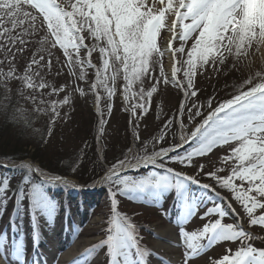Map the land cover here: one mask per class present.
<instances>
[{
    "label": "snow or ice",
    "instance_id": "snow-or-ice-1",
    "mask_svg": "<svg viewBox=\"0 0 264 264\" xmlns=\"http://www.w3.org/2000/svg\"><path fill=\"white\" fill-rule=\"evenodd\" d=\"M58 50H62L63 59L55 55ZM94 53L98 64L93 62ZM166 54L168 72L163 63ZM258 56L264 57V0H0V87L5 92L0 107L9 99V82L21 81L23 88L40 93L39 99L28 97L35 111H50L47 135L51 136V127L60 116L58 109L69 104L76 91L81 96L91 93L102 135L106 119L101 104L111 115L116 81H123V110L129 113L134 140L142 147L138 152L127 148L101 177L110 186L112 213L107 235L82 256L99 248L105 250L106 264H147L151 251L142 246L138 226L118 210L117 197L143 198L147 204L158 205L168 194L178 206L174 222L178 242L185 249L181 264H195V258L218 242H239V246L234 251L225 249L220 258L209 257L208 264H264V247L252 243L260 237L243 223L247 218L249 228L264 227V70L233 84L232 92L220 100L212 95L201 102L203 89L196 83L197 74L205 75L208 68L218 75L229 61L235 70L250 65ZM21 62L22 72L18 71ZM65 69L73 77L72 84L56 87L47 81L49 74L59 77ZM89 69L95 78L85 92L75 81L85 80ZM145 81H150L147 90ZM162 84L179 89L183 100L178 116L166 120L152 137L149 153L147 143L140 140L139 121L148 114L151 98ZM68 88L72 91L62 100L42 98L45 89H50L49 96H58ZM185 112L188 125L193 126L190 132L183 121ZM177 119L180 143L157 150L156 145L166 139ZM44 139L42 136V142ZM185 145L190 147L185 150ZM224 146L228 150L219 157L221 166L217 167L210 154ZM165 159L194 172L168 167ZM149 165L164 171L154 170L138 178L123 175L126 169ZM14 167L24 175L15 188L11 177L0 179V219L8 216L9 226L19 231L17 218L23 215L26 203L35 242L42 219L52 226L59 206L48 186H75L32 162ZM203 178L210 183H204ZM222 192L230 195L229 206L235 202L242 210L237 223L224 222L229 211L214 199H225ZM163 214L167 215V209ZM197 216L203 223L189 228ZM0 259L4 264H27L24 242L0 231ZM72 264L80 262L74 259ZM83 264H88L87 260Z\"/></svg>",
    "mask_w": 264,
    "mask_h": 264
},
{
    "label": "rangeland",
    "instance_id": "rangeland-1",
    "mask_svg": "<svg viewBox=\"0 0 264 264\" xmlns=\"http://www.w3.org/2000/svg\"><path fill=\"white\" fill-rule=\"evenodd\" d=\"M164 35H167V33L165 32ZM190 44L191 41H189V46ZM55 55L63 59L62 50L56 51ZM93 62L97 64L99 63L98 55L95 53L93 55ZM168 62L169 58L166 54L163 58L166 72L169 71L170 64ZM260 70H264V57L259 56L255 57L254 62H252L250 65H246L235 70L231 68V61H229L228 65L225 66L218 75L213 71L212 68H208L205 75L197 74V86L203 89V92L199 96V100L201 102H204L208 96L212 95L216 97V100L218 98H221L222 96L227 97L228 93L232 92L233 84L242 82L244 78H247L249 75L254 74L256 71ZM18 71H23V62L18 65ZM94 78V72L89 69L86 79L75 81V83L79 84L81 88L85 89V92H88L89 86ZM47 81L52 83L56 87H60L61 85L72 84L73 77L70 76L68 74V70L65 69L59 77H56L54 72L52 74H49L47 76ZM122 84V79H118L116 81L117 91L116 95L112 98L111 101V115L107 114L108 110L106 105L104 103L101 104V108L105 112L106 119V125H104L105 131H103L102 135H100L99 133L97 134V130H95L96 127L99 126L100 117L94 104L93 95L91 93H88L86 96H81L79 92L76 91L73 93L70 103L58 109L60 112V116L58 117V120L53 124V127H51V136H48L47 133L49 131V122L51 119L45 118V115L51 117L50 111L36 112V106L33 104L32 100L28 99L30 95H35L39 99L40 93H34L29 89L23 88L21 81H10L8 84V88L10 89V93L8 94L9 99L4 101L3 106L0 107V146H5L9 142H11V144L14 143L16 140L18 141L17 135H22L21 140L27 144L24 145L25 148H27V152L34 154L35 151H38L39 153L37 158L38 160H36L35 162L32 161L33 163H36L35 165L43 168L45 167L47 170L49 167L60 169L61 166L60 170L65 173L68 171H72V168L76 167V169L79 171L78 172L76 170V172H84L82 173L84 176L93 174V171L90 169V167L93 164H96L97 166L100 165L99 161H103V159H105V150L109 151V155L111 156L110 158L115 157L117 154L122 155V153L125 152L129 147L138 152L141 149L142 144L136 142L132 138L135 128L133 124H129L128 122L130 118L129 113L123 110L125 104L121 95ZM225 85H227V87H225ZM149 86L150 81H145V90H147ZM133 90H137V87L134 86ZM49 91L50 89H45L43 91L42 98L46 101L62 100L67 92L72 91V89L68 88L64 92H61L58 96H49ZM205 93H208V96H205ZM4 95V88L0 87V100H3ZM182 100V92L171 85L166 86L162 84L158 92L153 94L148 114L139 121L140 140L144 143H147V150L149 153H151L150 151L152 150V137L159 133L166 120H168L170 117H173L174 115L178 116L177 112ZM94 109L96 112L95 117L94 113H91V111H93ZM47 112L50 114V116ZM14 116L17 117V119H14ZM96 117L97 121H95ZM8 119L9 121H6ZM13 121H15V123H11ZM25 121H27V123ZM183 121L184 124L187 125L186 131L190 132L193 126L188 125L187 112L184 114ZM83 128L87 129L86 131L87 133H89V137H91L90 140H83L85 139V137L83 138V133H81V130ZM10 134H15V136L12 137L13 135ZM175 134L180 143V126L178 119L173 122V126L169 129L167 139L172 138ZM42 136L45 138L44 142H42L41 140ZM98 136L99 139H97ZM101 136L105 138L106 142L101 139L103 138ZM130 138L133 140L132 144L129 146L127 142L131 140ZM84 141L87 145H85ZM156 148H158L157 145ZM227 150V146H224L217 150H214V154H210L211 160L216 162L217 167L221 166L219 163V157L226 154ZM96 152L100 160L97 159L95 155ZM59 153H61L62 156H59V158L57 159L56 155ZM104 162H106V159ZM206 166L211 167V165L208 164H206ZM179 168L182 167L179 165ZM86 169L88 170V172L86 171ZM107 169L108 166L106 167V170ZM183 169L191 174L194 172V169L192 168ZM204 179L208 180L207 178H203V180ZM96 199H98V196L96 197ZM106 203L107 202L103 203L104 205H100L96 210L91 212L90 223L84 230V233L81 235V237L90 235L98 236L100 239L104 237L101 233L103 232V228H105V225H102L104 222V219L102 218L103 215H106ZM129 208L133 209L132 207ZM154 211V209L148 210V207H146L142 203H136L135 208L129 212L130 215H140L138 216V218L145 221L144 223L147 229V233L144 232L145 234H147V238L145 239V241L147 242V244H151L153 247V239L155 238H152L150 229L152 231L154 230V228L156 229V227H158L157 225H168V222L165 219H162L161 216ZM26 218L28 219L26 220V223H28V221H30V217ZM75 222L79 223L76 220ZM261 230H264V228L261 227ZM227 247L235 250L237 246L231 244ZM184 251V247H178V249L176 248L173 253H167L168 256H177L179 257V259H181L182 253ZM224 252L225 250H220L219 253L215 255L217 256L216 258H219V256ZM209 257H211V255L206 258L200 259L199 262L201 264H208Z\"/></svg>",
    "mask_w": 264,
    "mask_h": 264
},
{
    "label": "bare ground",
    "instance_id": "bare-ground-1",
    "mask_svg": "<svg viewBox=\"0 0 264 264\" xmlns=\"http://www.w3.org/2000/svg\"><path fill=\"white\" fill-rule=\"evenodd\" d=\"M170 64V61L168 62ZM170 68V65H169ZM232 203V202H231ZM230 204V201H229ZM232 207H235V205H231ZM156 226V225H155ZM156 229L154 228V233L156 234L155 239H153L154 247H156L160 251H164L165 254H168L167 252H172L175 248L172 246L175 241H178L177 231L176 227L172 224L169 225H157ZM98 236H88V237H81L75 242V244L71 247V250L68 252L63 253V255H66L64 259H69L70 257L76 255L77 253L81 252L85 246L91 245V243L98 240ZM172 261L174 263L177 262L178 257L171 256ZM101 261V259H99ZM0 264H4L3 259H0Z\"/></svg>",
    "mask_w": 264,
    "mask_h": 264
},
{
    "label": "trees",
    "instance_id": "trees-1",
    "mask_svg": "<svg viewBox=\"0 0 264 264\" xmlns=\"http://www.w3.org/2000/svg\"><path fill=\"white\" fill-rule=\"evenodd\" d=\"M9 119L6 121H9ZM11 123H15V121H13ZM10 135H13L12 137L15 136V134H10ZM17 138H18V141L16 140L12 144H11V142H9L5 146H0V155L1 156H7V157H11V158H25L27 156H32V157L34 156V158L38 157V154H39L38 151L37 152L35 151L34 154L29 155L30 153L27 152V148H25V146H24L27 144L21 140L22 135H19V136L17 135Z\"/></svg>",
    "mask_w": 264,
    "mask_h": 264
}]
</instances>
